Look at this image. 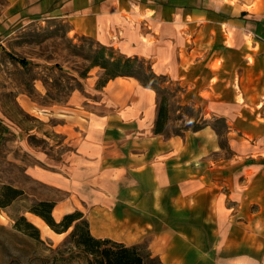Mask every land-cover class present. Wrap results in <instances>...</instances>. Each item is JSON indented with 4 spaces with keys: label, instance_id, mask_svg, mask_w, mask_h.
I'll return each instance as SVG.
<instances>
[{
    "label": "crops",
    "instance_id": "0c3cea01",
    "mask_svg": "<svg viewBox=\"0 0 264 264\" xmlns=\"http://www.w3.org/2000/svg\"><path fill=\"white\" fill-rule=\"evenodd\" d=\"M10 8L16 21L60 17L146 59L182 86V105L228 124L232 157L215 159L223 145L210 121L155 133V88L129 75L94 85L100 100L78 109L86 114L72 149L30 170L64 192L54 218L79 209L95 237L146 242L162 264H264V208L245 212L264 204V0H14ZM249 165L256 170L246 178Z\"/></svg>",
    "mask_w": 264,
    "mask_h": 264
},
{
    "label": "rangeland",
    "instance_id": "374dc122",
    "mask_svg": "<svg viewBox=\"0 0 264 264\" xmlns=\"http://www.w3.org/2000/svg\"><path fill=\"white\" fill-rule=\"evenodd\" d=\"M13 2L0 0V118L9 127L0 151V189L11 184L24 192L0 207V264H83L90 255L69 239L73 227L59 236L42 217L31 212L41 200L56 201L64 192L50 182L35 179L30 170L34 164L46 167L59 162L61 154L72 149V134L80 131L76 119L86 114L78 109L93 110L95 99H99L93 86H100L104 69L93 62L101 46L94 37L73 31L71 24L60 17L16 21L10 11ZM109 47L115 54H122ZM158 86L159 96H168L172 111L166 132L195 129L210 121L220 130L219 142L223 145L214 158L220 154L232 157L231 142L226 138L228 124L223 118L206 120L200 109L182 105L183 88L178 83L168 79ZM67 123L74 127L69 128L71 132L61 129L60 125ZM244 151L253 152L248 145ZM37 153L47 156L36 158ZM247 170L246 178L252 177L256 168L249 165ZM262 182L264 187V178ZM223 191L229 193V189ZM261 192L264 197V189ZM263 208L264 204H250L245 212ZM32 215L40 217L50 232L33 221ZM22 216L38 230L27 226ZM138 245L149 250L146 242Z\"/></svg>",
    "mask_w": 264,
    "mask_h": 264
},
{
    "label": "trees",
    "instance_id": "16d2710c",
    "mask_svg": "<svg viewBox=\"0 0 264 264\" xmlns=\"http://www.w3.org/2000/svg\"><path fill=\"white\" fill-rule=\"evenodd\" d=\"M93 65H99L104 69L100 85H104L108 80L122 75H132L140 80L146 86L153 87L160 93L158 83L168 81L165 75H158L154 72L147 61L140 59L138 56H127L124 54H115L109 46L101 45ZM108 51L106 52V50ZM170 105L167 95L159 96L158 115L155 124V133L166 132L168 121L170 119ZM204 125V124H202ZM201 126L196 127L198 129ZM219 135L220 130L213 125ZM9 132L8 125L0 118V151L4 140ZM23 189L11 184H4L0 189V207L11 204L22 193ZM55 201L41 200L39 206L32 208L31 212L42 217L55 232H70L69 239L73 240L77 246L90 255L83 264H162L161 259L153 255L150 250L144 251L138 244H125L111 238H98L92 235L89 227V221L83 211L75 209L63 215L58 221L52 214ZM29 227L38 228L22 216ZM19 222H16L18 225Z\"/></svg>",
    "mask_w": 264,
    "mask_h": 264
}]
</instances>
